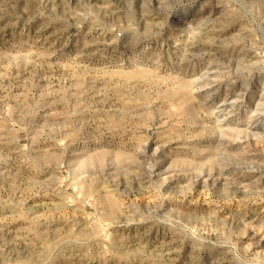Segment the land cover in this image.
<instances>
[{"label": "rangeland", "instance_id": "1", "mask_svg": "<svg viewBox=\"0 0 264 264\" xmlns=\"http://www.w3.org/2000/svg\"><path fill=\"white\" fill-rule=\"evenodd\" d=\"M0 264H264V0H0Z\"/></svg>", "mask_w": 264, "mask_h": 264}, {"label": "bare ground", "instance_id": "2", "mask_svg": "<svg viewBox=\"0 0 264 264\" xmlns=\"http://www.w3.org/2000/svg\"><path fill=\"white\" fill-rule=\"evenodd\" d=\"M254 129V128H253Z\"/></svg>", "mask_w": 264, "mask_h": 264}]
</instances>
